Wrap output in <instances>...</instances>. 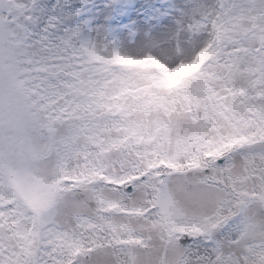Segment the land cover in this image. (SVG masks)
<instances>
[{
  "label": "snow or ice",
  "instance_id": "1",
  "mask_svg": "<svg viewBox=\"0 0 264 264\" xmlns=\"http://www.w3.org/2000/svg\"><path fill=\"white\" fill-rule=\"evenodd\" d=\"M0 264H264V0H0Z\"/></svg>",
  "mask_w": 264,
  "mask_h": 264
}]
</instances>
